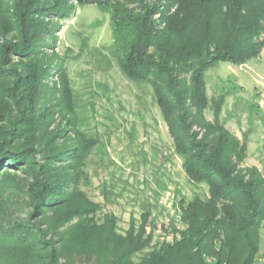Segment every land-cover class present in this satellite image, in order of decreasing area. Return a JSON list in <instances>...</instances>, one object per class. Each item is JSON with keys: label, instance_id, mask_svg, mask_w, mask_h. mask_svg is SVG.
<instances>
[{"label": "trees", "instance_id": "1", "mask_svg": "<svg viewBox=\"0 0 264 264\" xmlns=\"http://www.w3.org/2000/svg\"><path fill=\"white\" fill-rule=\"evenodd\" d=\"M108 11L122 74L149 84L184 174L207 195L179 201L182 228L173 227L171 241L152 243L149 212L123 235L113 215L98 223L101 206L79 189L94 141L66 148L58 143L62 135L41 133L54 108L37 111L51 75L36 47L50 32L44 19L63 15L65 5L0 0V175L26 166L33 206L31 216L0 225V264H255L264 178L256 168L239 167L247 143L220 123L223 97L211 101L213 121L205 120L204 77L216 64L242 66L259 56L264 0H121ZM10 56L17 63L8 65Z\"/></svg>", "mask_w": 264, "mask_h": 264}, {"label": "rangeland", "instance_id": "2", "mask_svg": "<svg viewBox=\"0 0 264 264\" xmlns=\"http://www.w3.org/2000/svg\"><path fill=\"white\" fill-rule=\"evenodd\" d=\"M46 1L47 6L63 2L65 13L44 19L50 32L36 47L51 75L40 90L37 111L54 108L41 133L62 135L58 143L64 142L68 149L85 138L94 141L79 189L101 206L98 223L113 215L117 232L123 235L131 221L138 226L141 215L149 212L146 230L153 233L152 243L171 241L173 227L182 228L179 201L204 198L207 188L191 184L184 174L183 161L174 151L149 84L130 82L118 66L108 10L111 3L121 0ZM257 41L264 42V31ZM8 62L12 65L17 60L10 56ZM204 80L205 120L213 121L211 101L223 97L220 123L231 136L247 143L239 167L256 168L264 178V47L257 58L242 66L214 65ZM192 131L201 135L196 126ZM36 161L41 162V157L36 156ZM25 167L20 164L0 175L1 226L33 214ZM38 219L32 217L35 222ZM259 235L255 264H264V220ZM75 264L89 263L76 259Z\"/></svg>", "mask_w": 264, "mask_h": 264}, {"label": "crops", "instance_id": "3", "mask_svg": "<svg viewBox=\"0 0 264 264\" xmlns=\"http://www.w3.org/2000/svg\"><path fill=\"white\" fill-rule=\"evenodd\" d=\"M258 253H259V250H258ZM258 253H257V255H258ZM257 258V257H256ZM255 262H256V259H255Z\"/></svg>", "mask_w": 264, "mask_h": 264}]
</instances>
